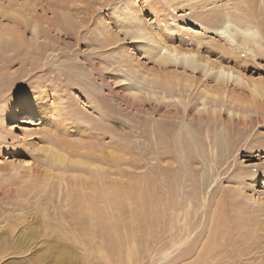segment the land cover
Wrapping results in <instances>:
<instances>
[{"label": "rangeland", "instance_id": "1", "mask_svg": "<svg viewBox=\"0 0 264 264\" xmlns=\"http://www.w3.org/2000/svg\"><path fill=\"white\" fill-rule=\"evenodd\" d=\"M207 1L194 0L190 9L184 7L186 0H0L4 26L16 13L44 24L39 41L28 31L19 50L0 45V114L10 100L40 92L51 107L57 104L58 112L61 106L66 112L60 117L61 112L49 110L43 120L32 118L26 124L30 115L15 104L18 120L5 126L0 118V264L96 262L85 260L77 245L56 235L69 237L78 232L74 226H84L69 217L71 200L83 181L103 171L76 165L60 169L46 157L43 149L48 147H65L71 161L104 167L113 178L126 177L134 185L142 177L159 180V204L167 201L174 210L172 216L166 208L170 220L164 226L156 220L166 232L160 245L170 240V232L181 245H169L167 257L153 255L147 264H195L210 239L215 242L201 264H264V97L232 82L223 96L205 97L203 93L217 91L210 79L214 73L190 75L180 68L193 88L182 90L181 100L163 99L156 90L152 98L143 91L133 103L131 83L123 78L122 65H132L130 59L139 53L113 13L132 8L151 32L198 51L210 67L220 62L231 67L264 90V53L234 49L210 30L214 4ZM54 18L69 23L65 26L73 37L54 33ZM82 20L86 26L77 36L74 21ZM104 36L107 48L101 47ZM47 43L57 44V55ZM136 63L139 72L160 71L144 55ZM62 251L78 260L58 262Z\"/></svg>", "mask_w": 264, "mask_h": 264}, {"label": "bare ground", "instance_id": "2", "mask_svg": "<svg viewBox=\"0 0 264 264\" xmlns=\"http://www.w3.org/2000/svg\"><path fill=\"white\" fill-rule=\"evenodd\" d=\"M54 1L57 2L58 0ZM193 1L186 0L187 5L185 4L184 7L193 9ZM210 2L214 4V8L210 11L211 14L208 15L212 21L207 19L208 16L205 18L206 22L210 21L213 24V28L210 30L219 32L222 40L225 43H231L234 49L243 50L253 56H257L259 52L264 53V30L262 28V24H264V0L207 1V3ZM257 8H260L259 12H257ZM113 15L114 22L119 25L121 33L127 40L135 41L132 46L139 53L135 61L130 59L132 65H122L124 81H130L131 83L129 96L132 98L133 103H135V98L143 91L152 95V98L156 90L161 91L163 99L176 98L181 100L182 90L189 91L193 88L190 78L184 77V74L178 72L177 69L180 68L190 75L194 74L195 71L201 72L202 75L207 77L214 73L210 79L216 82L217 91L213 94L207 91L203 93L205 97L223 96L227 93L225 90L226 85L230 82L246 87L253 96L264 97V90L260 87L261 85L256 82H249L240 72L221 64V62L210 67L208 59L207 61L199 59L198 51L189 47L175 46L176 42L174 43V40L169 43L163 39L162 33L157 32V34L148 30L143 25L141 16H138V12H135L132 8L115 10ZM61 16L65 22L69 21L65 12H61ZM50 22L53 23L54 33L62 36L63 32L64 36L73 37V31L70 27H67L70 25L69 23L63 25L61 20L57 18L50 20ZM74 23L77 26H74V32L79 36L81 30L86 26V20L74 21ZM42 25L44 24L39 20L24 19L20 13L14 14L11 17L10 25L4 26L0 22L1 47L8 51L19 50L25 44V33L28 31L34 42L39 41L42 34ZM228 25H231V27H228ZM103 38L104 41L101 42V47L107 48L109 46L106 41L107 37L104 36ZM115 39L119 41L118 37ZM47 44L52 53L57 55L54 52L57 44ZM142 55L146 56L147 60H151L157 68L159 67L160 71L153 73V70L148 71L149 69H145L139 72L136 68L141 69V66H137L136 61ZM124 100L129 101L128 98H124ZM15 104L20 109V113L30 115L24 119L26 124L32 123L33 119L37 118L43 120L49 110H52L54 115L61 112L60 117L66 113L62 106L60 112H58L57 104L54 108L51 107L49 100H46V96L40 92L37 97L32 95L19 100H10L2 108L0 114L3 125L6 126L12 120H18L19 113L15 111ZM197 113L200 117L203 114V108H199ZM59 120L61 122V119ZM3 129L6 130L4 127ZM6 132L10 133L9 130H6ZM2 133L3 131L0 129V136ZM64 149L48 147L43 151L51 163L60 169H67L73 165L89 166L90 168H101L103 174L83 181L81 188L76 192V196L71 200V215L69 217H72L75 224L85 223L84 226L80 230L74 226L72 229H76L78 232L69 237L56 235L59 239L65 237L77 245V248L83 252L85 260L91 257L96 261L91 264H147V261L151 260L153 255L156 257L159 254H164L167 257L170 254L169 245H172V248L180 247L181 241H178L176 235L172 232L168 234L170 240L160 245L166 232L161 229L157 221L162 220L165 222L161 226L167 224L170 220L167 216V209L171 211L172 207L167 205L169 203L167 201H164L163 207L160 206L157 199V196H160L157 192L159 188L156 189L158 179L149 180L146 177H139V186L134 185L126 180V177L121 180L113 178L108 173V169L104 167H96L80 159L71 161L64 153L66 151ZM110 158L115 159L112 154H110ZM116 166L117 164H115ZM164 190L166 189L164 188ZM160 193L162 196V192ZM166 196L164 195L165 200L167 199ZM135 207L137 210L133 213ZM171 215L174 216V210L171 211ZM154 220L155 223L152 224L151 222ZM157 228L160 229L158 233L155 230ZM171 230L172 228H170ZM214 242L215 240L212 242V239H210L202 250L200 260L195 264H201L208 258ZM59 255L56 260L61 263H65L66 258L73 260V262L78 260V258H73L70 252L62 251Z\"/></svg>", "mask_w": 264, "mask_h": 264}, {"label": "snow or ice", "instance_id": "3", "mask_svg": "<svg viewBox=\"0 0 264 264\" xmlns=\"http://www.w3.org/2000/svg\"><path fill=\"white\" fill-rule=\"evenodd\" d=\"M228 27H231V25H228Z\"/></svg>", "mask_w": 264, "mask_h": 264}]
</instances>
